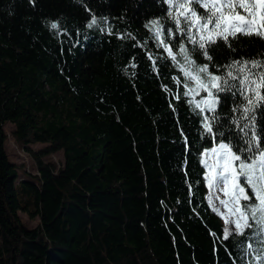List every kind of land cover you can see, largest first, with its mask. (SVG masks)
Masks as SVG:
<instances>
[{"label": "trees", "instance_id": "16d2710c", "mask_svg": "<svg viewBox=\"0 0 264 264\" xmlns=\"http://www.w3.org/2000/svg\"><path fill=\"white\" fill-rule=\"evenodd\" d=\"M168 9L165 0H0V264H264L259 238L223 239L200 164L219 140L242 146L232 109L243 98L219 93V125L204 133L211 114L193 109L207 93L184 96L183 74L146 27L175 30ZM163 39L174 52L185 43L216 74L225 68L212 64L264 60L258 37L235 52L221 41L212 62L182 34ZM254 116L264 130V107ZM6 121L36 166L18 181ZM59 150L57 165L48 156ZM20 211L39 222L26 227Z\"/></svg>", "mask_w": 264, "mask_h": 264}, {"label": "snow or ice", "instance_id": "6c2138e0", "mask_svg": "<svg viewBox=\"0 0 264 264\" xmlns=\"http://www.w3.org/2000/svg\"><path fill=\"white\" fill-rule=\"evenodd\" d=\"M165 2L169 5L168 17L173 21L175 30L165 28L158 20L146 27L154 31L157 46L164 49L167 57L183 74L184 87L189 89L184 96L207 93L195 102L193 109H199L198 114L205 111L211 114L203 115L204 133L213 134L214 124L219 125L220 118L216 115L219 93L231 92L234 99L237 95L243 98V103L232 109L233 113L240 112L232 123L243 133L240 138L242 146L234 143L232 138H225L201 153L200 164L206 169L204 180L209 189V206L225 219L226 225H234V228L225 227L224 240L233 235L247 236L249 240L259 238V243L264 245V135H261L264 130L257 129L254 116L256 108L264 107V60L241 58L226 66L212 64L213 68H225L223 74H216L210 71L209 64L197 65L185 43L181 42L178 52H174L173 46L163 39L165 32L170 39L182 34L194 50L212 62L214 57L210 55V50L213 46L220 47L221 41L233 52L236 51L234 44L243 37H258L264 41V0ZM95 23L93 20L89 27ZM178 55L183 57V63L177 59ZM149 59L152 57L149 56ZM219 135L224 136V133ZM213 140L216 141L217 136L213 135ZM249 229L256 230L249 233ZM253 250L249 242L247 251ZM256 260L264 261V254L257 255Z\"/></svg>", "mask_w": 264, "mask_h": 264}, {"label": "rangeland", "instance_id": "374dc122", "mask_svg": "<svg viewBox=\"0 0 264 264\" xmlns=\"http://www.w3.org/2000/svg\"><path fill=\"white\" fill-rule=\"evenodd\" d=\"M3 128H4V131L6 134V139L4 141L6 153L8 155V158L10 159V161H12L14 164H16V166H18L17 167L18 178L16 181H18L19 178H23L26 176L23 173V170H25L26 172H30V173H36V166H35V162H34L33 157L27 151L26 146H24L22 142H18L13 135L14 125L12 123H10L9 121H6L3 125ZM43 145L44 144H42V143L35 142L29 146H31V148H33V149H38ZM48 157L51 160H53L57 165H60L63 161V153L61 150L51 153ZM205 171H206V169H205ZM206 185H207V183H206ZM206 195H207V200H208V195H209L208 187H207V194ZM215 203L218 204V201H215ZM222 211H223V209H222ZM19 215H20L21 220L23 221V223L26 227H32L39 222V219L37 217H31L26 212L20 211ZM219 217L221 218L223 229H225L226 226L230 227V228H234V225L233 226L226 225L225 219L222 216L219 215Z\"/></svg>", "mask_w": 264, "mask_h": 264}, {"label": "bare ground", "instance_id": "6f19581e", "mask_svg": "<svg viewBox=\"0 0 264 264\" xmlns=\"http://www.w3.org/2000/svg\"><path fill=\"white\" fill-rule=\"evenodd\" d=\"M65 166V165H64Z\"/></svg>", "mask_w": 264, "mask_h": 264}]
</instances>
